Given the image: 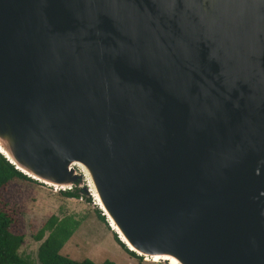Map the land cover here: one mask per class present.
<instances>
[{"label": "water", "instance_id": "95a60500", "mask_svg": "<svg viewBox=\"0 0 264 264\" xmlns=\"http://www.w3.org/2000/svg\"><path fill=\"white\" fill-rule=\"evenodd\" d=\"M0 154L142 258L264 264V0H0Z\"/></svg>", "mask_w": 264, "mask_h": 264}, {"label": "rangeland", "instance_id": "374dc122", "mask_svg": "<svg viewBox=\"0 0 264 264\" xmlns=\"http://www.w3.org/2000/svg\"><path fill=\"white\" fill-rule=\"evenodd\" d=\"M81 182L79 186L85 187L86 192L80 189L78 198L64 197L58 190L23 179H13L0 188V209L11 217L9 230L23 236L18 254L37 264L36 250L47 231L40 240H36L35 235L53 215L57 219L66 217L78 222L60 248V253L71 259L88 258L95 263L108 259L116 264H152L144 258L130 256L113 239L106 221L102 222L96 216V209H99L87 191L86 179ZM87 196L90 198L88 201L85 200Z\"/></svg>", "mask_w": 264, "mask_h": 264}, {"label": "trees", "instance_id": "16d2710c", "mask_svg": "<svg viewBox=\"0 0 264 264\" xmlns=\"http://www.w3.org/2000/svg\"><path fill=\"white\" fill-rule=\"evenodd\" d=\"M13 179H23L39 183L22 174L11 163H9L2 154H0V188ZM58 191L64 197H80V187L78 186ZM89 199L88 196L85 197V200L88 201ZM96 216L100 221L105 222L104 216L97 209ZM10 223L11 217L5 211L0 209V264H34L18 254L17 249L22 243L23 236L21 234L12 233L9 230ZM77 225L78 222L71 218L64 217L57 219L53 215L49 216L35 235V239L40 240L43 237V233L47 231L46 236L39 243L36 250L37 264H116L108 259L95 263L88 258L75 260L61 254L60 248L70 237ZM112 235L113 239L126 253L137 259L142 258L132 251L127 250L118 240L114 232H112Z\"/></svg>", "mask_w": 264, "mask_h": 264}, {"label": "bare ground", "instance_id": "6f19581e", "mask_svg": "<svg viewBox=\"0 0 264 264\" xmlns=\"http://www.w3.org/2000/svg\"><path fill=\"white\" fill-rule=\"evenodd\" d=\"M112 219V218H111ZM112 223V222H111ZM111 227L114 229H116L117 231H118V233H119V235H120V238L124 241V242H126V244L129 246V248H131V249H133V245L128 241V239L122 234V232H121V229L118 227V225L117 224H111ZM133 250H135V249H133ZM157 258L158 257H156V256H154V258H151V259H148V258H144V260H147V261H157ZM159 258H165V256H163V257H159ZM165 263H167V264H176V260L173 258V257H168L167 258V261H165Z\"/></svg>", "mask_w": 264, "mask_h": 264}, {"label": "built area", "instance_id": "2783aa9c", "mask_svg": "<svg viewBox=\"0 0 264 264\" xmlns=\"http://www.w3.org/2000/svg\"><path fill=\"white\" fill-rule=\"evenodd\" d=\"M164 261L162 260H157V261H151L150 263L152 264H162Z\"/></svg>", "mask_w": 264, "mask_h": 264}]
</instances>
